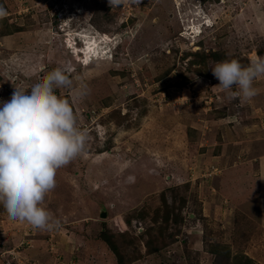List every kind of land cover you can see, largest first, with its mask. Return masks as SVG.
Instances as JSON below:
<instances>
[{
	"label": "rangeland",
	"instance_id": "374dc122",
	"mask_svg": "<svg viewBox=\"0 0 264 264\" xmlns=\"http://www.w3.org/2000/svg\"><path fill=\"white\" fill-rule=\"evenodd\" d=\"M0 5V104L67 69L88 133L42 205L58 230L0 204V264H264V77L232 99L211 71L264 57V0Z\"/></svg>",
	"mask_w": 264,
	"mask_h": 264
},
{
	"label": "clouds",
	"instance_id": "9594fccd",
	"mask_svg": "<svg viewBox=\"0 0 264 264\" xmlns=\"http://www.w3.org/2000/svg\"><path fill=\"white\" fill-rule=\"evenodd\" d=\"M124 2L108 0L110 8ZM130 2L139 5L141 0ZM7 14L0 5V19ZM211 71L232 99L248 100L257 95L254 81L264 77V57L254 58L248 66L236 59L218 62ZM72 87L68 70L56 68L30 92L15 88L11 99L0 104V204L9 218L45 231L61 227V221L42 207L56 186V173L87 146V130L77 126L69 100L56 94V89ZM87 94L84 83L74 93L79 99Z\"/></svg>",
	"mask_w": 264,
	"mask_h": 264
},
{
	"label": "bare ground",
	"instance_id": "6f19581e",
	"mask_svg": "<svg viewBox=\"0 0 264 264\" xmlns=\"http://www.w3.org/2000/svg\"><path fill=\"white\" fill-rule=\"evenodd\" d=\"M93 53H97L96 55H95V59L96 60H102V61H104L106 58H105V56H104V53L102 54L101 53V51H97V52H93ZM92 53V54H93ZM105 54H106V52H105ZM94 55V54H93ZM93 58H94V56H93ZM92 58V59H93ZM90 60V59H89ZM91 61V60H90ZM105 62V61H104ZM87 64H88V62H87ZM84 159V158H83ZM88 164V163H87ZM97 165V164H96ZM94 166V165H93ZM86 167H87V165H86ZM92 169V168H91ZM103 169V168H102ZM88 171V170H87ZM98 175V174H97ZM118 186H119V184H118Z\"/></svg>",
	"mask_w": 264,
	"mask_h": 264
},
{
	"label": "water",
	"instance_id": "95a60500",
	"mask_svg": "<svg viewBox=\"0 0 264 264\" xmlns=\"http://www.w3.org/2000/svg\"><path fill=\"white\" fill-rule=\"evenodd\" d=\"M99 216H100V218H105L106 211L105 210L100 211Z\"/></svg>",
	"mask_w": 264,
	"mask_h": 264
},
{
	"label": "crops",
	"instance_id": "0c3cea01",
	"mask_svg": "<svg viewBox=\"0 0 264 264\" xmlns=\"http://www.w3.org/2000/svg\"><path fill=\"white\" fill-rule=\"evenodd\" d=\"M261 159H264V157H261L260 161H261ZM261 162H263V161H261ZM261 166H264V164L263 165L261 164ZM259 179H261V175H260Z\"/></svg>",
	"mask_w": 264,
	"mask_h": 264
}]
</instances>
